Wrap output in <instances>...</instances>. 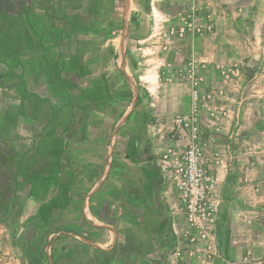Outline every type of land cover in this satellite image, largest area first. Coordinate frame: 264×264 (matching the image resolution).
I'll return each mask as SVG.
<instances>
[{
	"label": "crops",
	"instance_id": "obj_1",
	"mask_svg": "<svg viewBox=\"0 0 264 264\" xmlns=\"http://www.w3.org/2000/svg\"><path fill=\"white\" fill-rule=\"evenodd\" d=\"M209 1L216 32L162 53L148 0H0V217L26 223L28 264L174 263L183 216L158 157L177 142L191 85L165 72L197 60L210 78L219 51L206 46L242 45L223 37L225 1ZM241 107L201 115L219 255L190 264H264V129Z\"/></svg>",
	"mask_w": 264,
	"mask_h": 264
},
{
	"label": "rangeland",
	"instance_id": "obj_2",
	"mask_svg": "<svg viewBox=\"0 0 264 264\" xmlns=\"http://www.w3.org/2000/svg\"><path fill=\"white\" fill-rule=\"evenodd\" d=\"M228 9L221 14V23H224L228 30L224 31V38L237 40L242 44L235 46L234 51H228L229 47L206 46L208 52L219 51L218 58L212 62L214 75L210 78H202V92L205 94L206 117L216 118L220 114L222 104H242L239 116L245 118V124L251 119V129L255 127L264 129V0H224ZM150 7V32L152 35L154 27V16L152 3L156 7V15L160 30L152 35L162 53L170 51L176 40L185 39L175 36L170 39L164 36L163 32L170 27L178 25L181 17L189 18L192 14V6L196 5L197 14L203 16L206 22L212 24V31L197 37H207L216 32V18L213 10L209 8V0H148ZM233 24V25H232ZM238 25H244L243 30L237 29ZM193 37V35H190ZM237 39V40H235ZM176 49V48H175ZM228 51V52H227ZM230 53H233L230 54ZM194 60V59H193ZM195 61V60H194ZM196 63L197 60H196ZM238 69L237 76L232 74ZM230 76H226V72ZM166 81V79H165ZM167 82V81H166ZM235 91L237 94L229 95ZM0 97L7 98L10 92L1 91ZM1 100V99H0ZM6 101V100H5ZM241 103V104H239ZM1 107V106H0ZM224 116L225 113L222 112ZM231 117V116H229ZM21 217H0L6 222L3 228L0 226V264H28L23 254L24 237L19 235L20 230L26 223L20 222ZM1 224V223H0ZM7 229L5 232L4 229ZM9 229V230H8ZM11 251V252H10ZM20 260V262H19ZM16 262V263H15Z\"/></svg>",
	"mask_w": 264,
	"mask_h": 264
},
{
	"label": "built area",
	"instance_id": "obj_3",
	"mask_svg": "<svg viewBox=\"0 0 264 264\" xmlns=\"http://www.w3.org/2000/svg\"><path fill=\"white\" fill-rule=\"evenodd\" d=\"M154 27L152 35L160 30L156 7L152 3ZM189 18L181 17L178 25L164 31V36L185 38L190 35H204L212 31V24L206 22L192 6ZM195 61L174 69L167 67L165 79L168 83L176 81L191 85V105L187 112L174 118L173 137L176 144L162 152L159 157L160 172L168 184H172L178 193V210L182 220L173 218V247L169 259L175 258L173 264H190L191 259L210 261L219 255L217 248L216 225L219 203L215 198L217 176L205 156L206 143L203 139L201 115L209 106L202 92V78ZM226 76H230V71ZM238 69L232 74L237 76ZM264 221V214H263Z\"/></svg>",
	"mask_w": 264,
	"mask_h": 264
}]
</instances>
